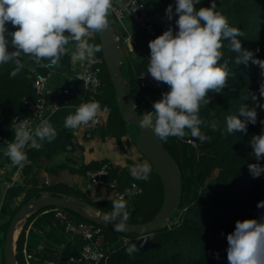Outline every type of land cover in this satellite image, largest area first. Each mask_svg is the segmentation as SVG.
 Wrapping results in <instances>:
<instances>
[{
    "label": "trees",
    "instance_id": "1",
    "mask_svg": "<svg viewBox=\"0 0 264 264\" xmlns=\"http://www.w3.org/2000/svg\"><path fill=\"white\" fill-rule=\"evenodd\" d=\"M215 11L224 15L232 27H237L243 36L237 37L242 46L253 51L255 56L264 60V0H214ZM211 0H201L199 7H208ZM151 36L146 28H141L134 39L136 46L128 54L123 55L121 70L132 87V94L137 111L144 115L145 112L154 111L153 102L155 88L141 87L136 79L137 73L148 66L150 49L149 41L162 34ZM8 28L13 32L15 28ZM9 41H10V37ZM141 43L145 47L140 48ZM98 45L100 38L98 36ZM222 49L223 60L229 61L230 78L227 86L217 93L209 92L210 103L202 104L199 118L204 122L200 128L209 139L203 143L196 140L194 145L185 138L169 137L164 145L176 159L182 177V196L177 211V216L172 217L170 223L153 231V239L160 243L159 246L134 252L128 255L126 249L130 241H135L138 234L117 232L113 227L103 226L106 242L109 246L114 244L120 236L129 237V242L111 251L106 262L101 264H228L226 236L235 228L237 220L259 219L264 215V209H258L257 203L264 201V174L253 178L248 165L256 163L249 143L252 135L260 134L264 125V109L259 105L264 100L259 99V86L264 81L260 69L249 61L248 65H237L234 62L236 53L230 52L227 42ZM101 46V45H100ZM259 49L257 52L256 50ZM11 47L9 51H13ZM147 52V55L143 53ZM102 54V49L99 52ZM62 58V57H61ZM23 67L15 77L10 74L16 69L14 62L0 65V136L13 139L16 115L25 116L31 112V105L27 99H36L35 81L39 72H46L47 60L36 63L31 57L21 55ZM222 60V62H223ZM103 85L88 101H97L100 106L110 107L105 121L101 122L98 132L116 137L118 141L126 134L133 122L126 121L119 107L113 81L104 62L102 74ZM163 92L168 91V86L163 84ZM255 93L258 101L252 100ZM242 106L257 108V123L248 124L247 133H231L226 131V118L239 115ZM243 119V117H241ZM217 124L214 131L210 125ZM187 131V130H186ZM138 135V134H137ZM135 135L133 142L137 137ZM194 139V138H193ZM0 146L2 141L0 139ZM137 147V146H136ZM138 149V148H137ZM28 162L23 166V181L26 185L24 195L19 203L10 207L6 203L0 206V249L3 262L5 233L14 212L29 198L41 196L46 191L55 194H67L88 203L96 209L106 213L112 210V200L115 198L94 196L79 187H74L65 181L56 183H40L38 173L42 168V149H26ZM142 158H146L140 151ZM152 167L147 181L137 180L143 191L128 200L127 210L130 212L128 221L143 222L153 217L162 204L163 184L159 174ZM264 165V160L260 161ZM101 164V163H100ZM98 161L83 163L79 170L100 166ZM49 165L51 166H59ZM215 170L217 173L214 175ZM111 177L112 173H111ZM134 178L129 170H123L118 176V185L123 187ZM111 187V186H110ZM4 189L3 179L0 177V197ZM47 206L32 212L24 221L16 241V258L19 264H27L24 258V248L36 256L35 262L41 264H68L69 258L58 262L56 253L64 237L65 229L55 218L53 208ZM69 211L80 220H87L74 211ZM147 214V215H143ZM175 214V213H174ZM31 224V226H30ZM223 233V235H221ZM219 255V259L216 258Z\"/></svg>",
    "mask_w": 264,
    "mask_h": 264
},
{
    "label": "clouds",
    "instance_id": "2",
    "mask_svg": "<svg viewBox=\"0 0 264 264\" xmlns=\"http://www.w3.org/2000/svg\"><path fill=\"white\" fill-rule=\"evenodd\" d=\"M200 3L201 0H175L174 8L169 4L165 15L169 21L178 17L175 29L169 26L148 44L147 74L156 82L166 84L168 91L153 102L154 111L145 112L140 125L161 142L169 137L183 139L190 136V142L195 145L196 140L203 143L209 139L201 131L204 122L198 114L202 104L210 103L209 92L219 93L228 84L231 70L229 61L223 60L225 42L228 50L236 53L235 64L247 66L251 61L264 76V60L242 46L241 40L237 39L243 36L239 28L230 26L228 19L215 11L214 0L208 7L197 8ZM111 11L113 0H0V65L14 62L16 69L11 72L12 77L23 67L22 54L36 63L47 60L55 66L68 54L66 46L70 42L75 43L71 63L90 62L101 51V46L90 44L89 37L109 28ZM8 24L16 30L9 32ZM10 47L14 50L9 51ZM258 91L259 99L264 100V81ZM251 98L258 101L255 93ZM259 107L264 109V103ZM104 111L106 109L102 110L97 101L82 103L74 114L65 118L64 127L80 130L90 123H98ZM256 123L257 108L242 106L239 115L226 118V131L229 134L247 133L248 124ZM260 123L264 125V120ZM210 127L215 131L217 124L213 122ZM13 131L14 137L7 144L5 156L14 166L21 167L28 162L26 148L39 150L43 141L50 143L57 136L56 129L47 119L41 120L34 129L28 119H20ZM249 143L256 161L248 165L249 172L253 178H258L264 174V165L260 163L264 160V128L260 134L252 135ZM151 171L148 161L129 168L130 175L136 180L147 181ZM132 195L129 190L127 196ZM127 205V199L121 195L112 200V210L101 214L100 218L103 222L114 223L113 230L125 231L130 218ZM257 208L264 209V201H259ZM226 240L228 264H264V215L259 219L237 220ZM138 250L136 244H131L126 252L132 255ZM216 258L219 259L218 254Z\"/></svg>",
    "mask_w": 264,
    "mask_h": 264
},
{
    "label": "crops",
    "instance_id": "3",
    "mask_svg": "<svg viewBox=\"0 0 264 264\" xmlns=\"http://www.w3.org/2000/svg\"><path fill=\"white\" fill-rule=\"evenodd\" d=\"M148 4L153 16L154 23L159 26L162 33L167 30L169 26L175 29V20L178 18L173 17L169 21L165 15V9L169 4L175 7V0H145ZM133 33L134 39L137 37V33ZM155 39L152 37V40ZM121 51L125 48L124 54H128L130 51L125 43H121ZM136 46V42H135ZM68 54L62 56L58 65L53 66L47 78V87L49 90H56L63 85L72 84L82 92L81 82L76 78L74 71L77 67H80L83 62L71 63V52L75 50V43L70 42L66 46ZM144 44L141 43L140 48L143 49ZM76 108L73 106H61L58 109L48 113L44 119H47L57 131V136L52 142L47 140L42 142V151L45 154L49 153V157H43L44 164L38 173V179L40 183H56L58 181H65L68 184L84 188L85 190L90 188L91 181L87 174V171L79 170V167L90 161H98L100 164L102 161H110L112 163V176L118 180V176L123 170H129L131 166L136 163H143L144 158L141 157L136 144L133 142V132L129 128L128 132L124 134L120 141L116 137L103 132H98L92 137H88L85 134L84 127L80 130H72L64 127L65 118L69 114H74ZM102 121L104 122L106 116L103 114ZM43 119V120H44ZM41 121L37 122L35 127L39 125ZM7 148L0 146V177L3 179L4 189L2 196L0 197V206L6 203L10 207H13L15 201H19L26 190V185L23 181V166H14L11 161L5 156ZM115 154V156H113ZM70 161L71 164L69 162ZM81 161V162H80ZM81 163V164H80ZM61 164L56 170V166ZM112 177V178H113ZM106 188V189H105ZM101 190V196L110 197L108 195V189H112L106 184V187ZM47 192V191H46ZM44 192V193H46ZM69 196V195H68ZM72 197V196H71ZM74 198V197H73ZM77 199V198H75ZM79 200V199H77ZM87 206L92 205L79 200ZM86 206V207H87ZM95 208V207H94ZM31 226V224H30ZM129 237L120 236L119 239L111 245L112 248H117L127 242ZM83 237L78 234L64 233L61 245L56 253L58 262H61L64 258H69L72 255H77L84 243ZM68 264H88V263H76L69 260Z\"/></svg>",
    "mask_w": 264,
    "mask_h": 264
},
{
    "label": "built area",
    "instance_id": "4",
    "mask_svg": "<svg viewBox=\"0 0 264 264\" xmlns=\"http://www.w3.org/2000/svg\"><path fill=\"white\" fill-rule=\"evenodd\" d=\"M109 15H113L115 18V25L113 28L121 43H125L130 51L135 48V40L133 33L125 23V17L129 16L133 18L139 27L146 28L149 35L155 36L158 34L157 28L154 25L153 16L150 8L145 0H113V11ZM9 26V24L7 25ZM98 33H93L89 37L90 44H98ZM143 53L147 55V52L143 50ZM104 57L102 54L96 53L95 58L90 62H83L80 67H77L74 71L76 78L81 82V89L78 90L72 84L63 85L56 90H49L47 87V78L50 69L54 66L50 62L46 63L47 71L39 72L35 81L36 99H27V102L31 105V112L28 115L14 117L15 122L19 120L28 119L31 127L34 129L37 122L43 120L45 116L58 109L61 106H73L76 109L82 104L89 102L88 97H92L97 93L103 85V65ZM148 67V66H147ZM147 67L140 70L136 79L141 87H153L155 88L154 98L159 100L162 98L163 83L156 82L150 74H147ZM95 80L97 83H92L91 80ZM84 81H87L86 83ZM105 112L110 110V107L105 105L101 107ZM102 118H99L98 123H90L84 126L85 134L88 137L94 136L99 131V127L102 122ZM2 146L7 148V144L12 142V139H7L0 136ZM189 141L191 138L188 139ZM196 144V142H195ZM27 149V148H26ZM112 163L110 161H102L100 166L89 169L87 174L91 181L98 184H107L111 186L113 190V197L118 199L121 195L125 196V199L135 197L143 191V186L133 179L129 184L119 187L118 180L111 177ZM135 185V187H133ZM131 191L132 196H127V192ZM55 212V218L63 225L65 232L78 234L84 239V243L77 255H72L70 260L76 263H88V264H101L106 262L111 251L115 248L109 246L106 242V234L102 225L97 224L90 220H77L75 216L69 211V209L56 206L53 208ZM170 223V221L168 222ZM24 258L27 264H41L35 262L36 256L34 253L24 248Z\"/></svg>",
    "mask_w": 264,
    "mask_h": 264
},
{
    "label": "water",
    "instance_id": "5",
    "mask_svg": "<svg viewBox=\"0 0 264 264\" xmlns=\"http://www.w3.org/2000/svg\"><path fill=\"white\" fill-rule=\"evenodd\" d=\"M108 20L109 28L98 34L102 55L113 81L122 116L126 121L133 122L137 126L138 136L135 139V144L138 150L152 163L163 184V200L158 212L143 222L127 221L126 230L122 231L138 234L136 240L130 241L129 245L136 244L139 251H143L160 245L153 239V231L168 224L175 211L178 210L182 196V177L176 159L164 142L159 141L150 130L144 129L140 125L144 115L137 111L131 84L121 70L123 53L110 15ZM8 27L13 28L10 24ZM52 205L70 209L97 224L114 227V223L103 222L100 218L101 214L106 212L96 208L94 212L90 211L79 200L67 194H55L47 191L41 196L29 198L14 212L5 233L3 253L6 264H19L16 258V241L24 221L35 210Z\"/></svg>",
    "mask_w": 264,
    "mask_h": 264
},
{
    "label": "rangeland",
    "instance_id": "6",
    "mask_svg": "<svg viewBox=\"0 0 264 264\" xmlns=\"http://www.w3.org/2000/svg\"><path fill=\"white\" fill-rule=\"evenodd\" d=\"M110 18H111V21H112V23L115 25V18H114V16L113 15H110ZM124 21H125V23L127 24V26L129 27V29L131 30V31H134V32H136L137 34H139L140 33V31H141V28L138 26V23L133 19V18H131V17H129V16H127V17H125V19H124ZM122 46H123V44H121ZM122 50H124V52L126 51L125 50V48H123ZM123 51H122V53H124ZM103 67H104V65H103ZM104 70V69H103ZM102 74H103V72H102ZM107 114H108V112H105L104 113V115L105 116H107ZM130 128H131V130H132V132H133V136L132 137H134L135 135H137L138 134V131H137V129L131 124L130 125ZM138 136V135H137ZM137 138V137H136ZM113 156H115V154L113 155ZM145 159V161H148L149 162V160L147 159V158H144ZM66 162H69L70 164H71V162L70 161H66ZM81 162V161H80ZM81 164V163H80ZM58 169V167L56 168V170ZM217 173V170H215V172H214V175ZM91 181V180H90ZM68 182V181H67ZM106 187V184H98V183H95V182H93V181H91V186H90V188H88V189H84V188H82L83 190H85V191H87V192H89V193H91V194H93L94 196H98V198H100V197H103V196H101V190L103 189V188H105ZM106 189V188H105ZM113 188L112 189H108V191H107V194L108 195H112V197H113ZM105 197V196H104ZM130 199V198H129ZM129 199H127V201L129 200ZM20 201V200H19ZM19 201L17 200V201H15V203H13V206H15V205H17L18 203H19ZM82 203V202H81ZM83 205H85V204H83ZM85 206H87V205H85ZM143 215H147V214H143ZM174 217H176L177 216V212H175V214L173 215ZM77 220H80L79 219V217H75ZM172 219V218H171ZM171 222V221H170ZM0 234H2V231L0 230ZM3 235V234H2ZM0 264H4V262H3V257H2V250L0 249Z\"/></svg>",
    "mask_w": 264,
    "mask_h": 264
},
{
    "label": "bare ground",
    "instance_id": "7",
    "mask_svg": "<svg viewBox=\"0 0 264 264\" xmlns=\"http://www.w3.org/2000/svg\"><path fill=\"white\" fill-rule=\"evenodd\" d=\"M87 208L90 210V211H95L96 209L94 207H91V206H87ZM17 233V232H16Z\"/></svg>",
    "mask_w": 264,
    "mask_h": 264
}]
</instances>
